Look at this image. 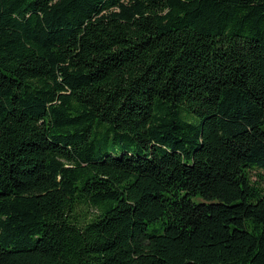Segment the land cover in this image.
<instances>
[{"label":"trees","instance_id":"1","mask_svg":"<svg viewBox=\"0 0 264 264\" xmlns=\"http://www.w3.org/2000/svg\"><path fill=\"white\" fill-rule=\"evenodd\" d=\"M0 264H264V0H0Z\"/></svg>","mask_w":264,"mask_h":264},{"label":"rangeland","instance_id":"2","mask_svg":"<svg viewBox=\"0 0 264 264\" xmlns=\"http://www.w3.org/2000/svg\"><path fill=\"white\" fill-rule=\"evenodd\" d=\"M258 174H260L259 172H253L252 173V176H253V178H252V180H254V181H256V180H258L259 178H258Z\"/></svg>","mask_w":264,"mask_h":264}]
</instances>
